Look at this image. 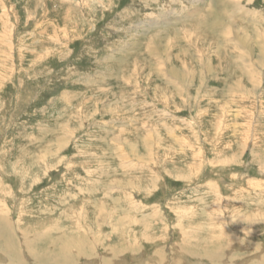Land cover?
I'll list each match as a JSON object with an SVG mask.
<instances>
[{"label": "rangeland", "instance_id": "obj_1", "mask_svg": "<svg viewBox=\"0 0 264 264\" xmlns=\"http://www.w3.org/2000/svg\"><path fill=\"white\" fill-rule=\"evenodd\" d=\"M263 49L264 0H0V264H264Z\"/></svg>", "mask_w": 264, "mask_h": 264}, {"label": "bare ground", "instance_id": "obj_2", "mask_svg": "<svg viewBox=\"0 0 264 264\" xmlns=\"http://www.w3.org/2000/svg\"><path fill=\"white\" fill-rule=\"evenodd\" d=\"M228 28V27H227ZM229 30H230V28H229ZM189 31V30H188ZM229 32H231V31H229ZM228 33V32H227ZM223 34H226L225 32L223 33ZM262 36V39H263V35H260V36H258V38L259 37H261ZM257 37V36H256ZM257 39V38H256ZM261 39V38H260ZM259 39V40H260ZM232 40H233V38H232ZM262 44H263V42H262ZM260 47H262V46H260ZM250 54V53H249ZM248 55V54H247ZM259 59L260 60H263L264 59V49L263 50H261V53H260V55H259ZM247 62V61H246ZM160 66V65H159ZM184 73V72H183ZM5 244H7V243H5ZM7 246V245H6ZM5 246V247H6ZM202 264V263H201Z\"/></svg>", "mask_w": 264, "mask_h": 264}]
</instances>
